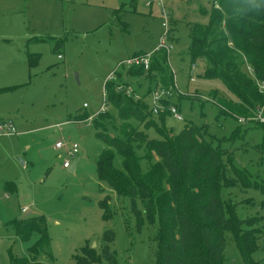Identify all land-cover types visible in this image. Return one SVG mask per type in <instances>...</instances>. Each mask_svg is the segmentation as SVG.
<instances>
[{"label":"rangeland","instance_id":"1","mask_svg":"<svg viewBox=\"0 0 264 264\" xmlns=\"http://www.w3.org/2000/svg\"><path fill=\"white\" fill-rule=\"evenodd\" d=\"M162 1L171 17L167 66L176 84L173 102L182 119L167 116L164 123L157 119L158 125L171 135L180 134L186 125L205 126L216 144L232 153L234 163L250 181L260 183L264 180V127L252 124L245 129L257 113L246 107L247 112L239 111L222 101L232 95L220 80L203 78L205 61H193L189 54L190 26L209 22L213 0ZM161 17L159 0H0V87L7 88L0 89V118L15 120L16 131L0 136L13 139L12 145L0 142L10 148L0 153V173L9 168V176H16L11 182L18 188L8 195L0 189V264H11L13 256L29 257L30 248L42 237L35 230L29 238H21L11 226L13 219L23 216L24 204L30 215L46 220L50 247L34 256L37 264H73V255L87 246L96 253L97 264H157L158 222L150 223L139 203L140 214L130 199L117 196L99 180L96 159L106 144L96 137L92 122L72 118L98 111L106 76L121 60L153 51L165 31ZM30 59L34 64L30 65ZM131 84L142 96L148 92V82ZM145 103L153 105L148 95ZM162 104L160 110L165 109ZM218 104L234 117L222 113ZM24 118L26 125L36 129L18 142L22 132L16 124H25ZM238 127L244 130L235 135ZM109 133L118 134L113 128ZM148 133L159 137L154 128ZM59 141L79 145L74 171L63 167L66 154L54 148ZM136 152L142 171L147 172L145 151ZM18 158L27 163L26 171L16 164ZM222 196L234 203L239 218L264 217L260 190L224 187ZM107 197L109 220L103 218L99 205ZM259 226L264 228V220ZM224 239L225 264H244L229 231L224 232ZM252 259L264 264V232Z\"/></svg>","mask_w":264,"mask_h":264},{"label":"trees","instance_id":"2","mask_svg":"<svg viewBox=\"0 0 264 264\" xmlns=\"http://www.w3.org/2000/svg\"><path fill=\"white\" fill-rule=\"evenodd\" d=\"M190 41L191 59L206 63L201 76L220 80L232 95L221 100L239 111L251 109L264 117V0H213L209 22L190 26ZM140 53L145 52L136 54ZM167 57L165 50L157 51L147 71L124 67L115 80L106 82L110 108L91 121L97 129L96 137L106 144L96 159L99 180L117 196L130 199L140 214L139 203L150 223L158 222L157 264H225V231L232 234L244 264H258L252 254L259 248L264 232L259 223L264 217L239 218L233 211L234 203L223 199L222 189L241 185L264 195V180L250 181L234 163L232 153L216 144L205 126L186 125L180 134L171 135L158 125L157 119L164 123L167 116H173L169 109L171 104L176 106L173 95L162 101L165 109L159 111V118L145 103V97L160 85L169 88L174 84ZM29 63L34 64L31 59ZM142 78L149 83L144 96L131 84ZM119 85H131L140 98L125 88L118 89ZM218 105L222 113L233 116ZM90 115L85 112L75 120L86 121ZM116 118L120 123H115ZM252 124L264 127V122L254 117L245 129ZM111 128L117 136L109 133ZM150 128L157 130L158 138L150 137ZM243 130L238 127L234 133ZM139 149L145 151L143 158L150 165L147 172L142 171L136 152ZM108 199L99 202L106 220L111 216ZM261 206L264 209V200ZM24 214L10 222L16 234L27 239L37 230L42 237L30 248L29 257L13 256L11 264H37L34 256L50 247L44 216ZM110 235L112 239L113 233ZM73 261L97 264L98 257L87 246L73 255Z\"/></svg>","mask_w":264,"mask_h":264},{"label":"built area","instance_id":"3","mask_svg":"<svg viewBox=\"0 0 264 264\" xmlns=\"http://www.w3.org/2000/svg\"><path fill=\"white\" fill-rule=\"evenodd\" d=\"M159 4L161 6L162 26L164 27L165 31L162 32V34L160 35L155 49L152 52L134 54V55H132V56H130L124 60H121L118 63L117 68L113 72L109 73L106 76V79H105L106 82L115 80L118 70L121 68H124V67H143L144 70L147 71L151 65V57L157 51L165 50L167 55H169V52L172 49V45H168V39H169V36L171 33V22H170L171 17L166 12L162 0H159ZM58 58H63V55L59 54ZM192 81H194V79H192ZM123 88H125L128 93L134 94L136 98H140V94L136 93L134 91V88L131 85L126 86V87L123 85L118 86V89H123ZM174 88L176 89L175 82H174V84L170 85L169 88L163 87L160 85V86L156 87L151 92L150 97L152 99V104H153L152 110L155 114L159 113V111H160L159 106L161 105V103H163L162 101H164L166 98L172 97L173 92H174ZM102 98H103V101H102L98 111L96 113H94L93 115H90L86 121L91 122L95 115L99 114L100 112L104 113L107 110H109L110 106H109V103L107 101L106 90L104 91ZM84 106L86 107L87 104H85ZM169 109L175 118L180 119V120L182 119V116L179 114V110H178L177 106H175L174 104H171ZM256 118L259 119L260 121L264 122V117L262 116L261 112L259 114H257ZM239 121L243 122L244 119L239 118ZM15 132L16 131H15L11 121L0 118V135H10V134H13ZM56 149L63 150L66 154L64 157V161H63V167H65V168L71 167L73 158H76L80 152V148H79L78 143H75L72 141H68V142L59 141L56 143ZM22 162H23V165L25 167L26 162H24V161H22ZM27 210H28L27 207L22 208V212H24V213L27 212Z\"/></svg>","mask_w":264,"mask_h":264},{"label":"crops","instance_id":"4","mask_svg":"<svg viewBox=\"0 0 264 264\" xmlns=\"http://www.w3.org/2000/svg\"><path fill=\"white\" fill-rule=\"evenodd\" d=\"M9 2H13V1H15V0H8ZM155 49V48H154ZM153 49V50H154ZM139 53V52H138ZM59 55V54H58ZM60 59H62V58H60ZM134 79V78H133ZM135 80V79H134ZM137 82H147V79L146 78H142V79H140V80H136ZM141 85V84H140ZM3 88H5V87H0V89H3ZM5 89H7V88H5ZM85 105V104H84ZM5 111H6V109H3V111L1 112V114L2 115H4L5 114ZM10 115H12V113L10 114ZM10 115H8V116H6V117H11ZM80 115H82V113L81 114H78L77 116H80ZM92 115V114H91ZM77 116H75V117H73L72 119L73 120H75V118L77 117ZM4 117V116H3ZM24 117H26L25 115H24ZM2 118V117H1ZM12 119H15L16 117H11ZM10 118V119H11ZM5 119V118H4ZM23 119V118H22ZM24 120H25V124L24 123H22V122H18L19 123V125L18 124H16L20 129H21V132H22V134L21 135H19L18 134V136H19V138H18V142H20V140H21V137L23 136V135H25L26 133H31V132H34L35 131V129L36 128H31V127H29L28 125H26V123H27V120L28 119H26V118H24ZM75 121H77V120H75ZM85 121V120H84ZM15 122V120L12 122V123H14ZM77 122H80V120L79 121H77ZM86 122V121H85ZM46 127V126H45ZM14 134H16V132L15 133H13L12 135H14ZM11 135V134H10ZM10 135H8V136H10ZM1 136V135H0ZM4 136H7V135H4ZM12 137H3V139H0V142H4L5 144H9V145H12V140L13 139H11ZM3 143H0V153H1V151H3L5 154L7 153V152H5V148H7V147H5V146H3L2 145ZM15 144V143H14ZM54 148L56 149V144H55V146H54ZM7 149H10V148H7ZM56 150H58V149H56ZM63 151V150H62ZM79 154H80V152H79ZM78 154V155H79ZM18 156V155H17ZM16 159V158H15ZM77 159H79V156L76 158V161H77ZM3 161V160H2ZM22 161H24V160H22L21 158L19 159H17V163L16 164H19V166L21 167V169L22 170H24V171H26L27 169H28V165H27V163H26V166L24 167V165H23V162ZM25 162V161H24ZM3 167H5V166H3ZM9 168H5V169H3V172L2 173H0V189L1 188H3V190H5V192L7 193V195H8V193H17L18 192V188H17V185L14 183V182H11L16 176H9ZM10 181V182H9ZM9 198V197H8ZM25 205V204H24ZM22 206L21 208H23V207H25V206ZM21 212H22V209H21ZM30 214L31 212L30 211H28L27 210V212L25 213V214ZM24 214V215H25ZM27 214V215H28Z\"/></svg>","mask_w":264,"mask_h":264},{"label":"water","instance_id":"5","mask_svg":"<svg viewBox=\"0 0 264 264\" xmlns=\"http://www.w3.org/2000/svg\"><path fill=\"white\" fill-rule=\"evenodd\" d=\"M77 76V79H78V75H76ZM76 164H77V161H74L73 163H72V165H71V167H70V170L71 171H74L75 170V168H76ZM28 214V213H27ZM27 214H25V215H27Z\"/></svg>","mask_w":264,"mask_h":264}]
</instances>
